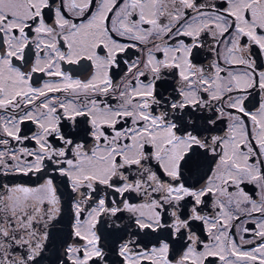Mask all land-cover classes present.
<instances>
[{
    "label": "snow or ice",
    "instance_id": "snow-or-ice-1",
    "mask_svg": "<svg viewBox=\"0 0 264 264\" xmlns=\"http://www.w3.org/2000/svg\"><path fill=\"white\" fill-rule=\"evenodd\" d=\"M0 264H264V0H0Z\"/></svg>",
    "mask_w": 264,
    "mask_h": 264
},
{
    "label": "flooded vegetation",
    "instance_id": "flooded-vegetation-1",
    "mask_svg": "<svg viewBox=\"0 0 264 264\" xmlns=\"http://www.w3.org/2000/svg\"><path fill=\"white\" fill-rule=\"evenodd\" d=\"M68 66H65V68H67Z\"/></svg>",
    "mask_w": 264,
    "mask_h": 264
}]
</instances>
